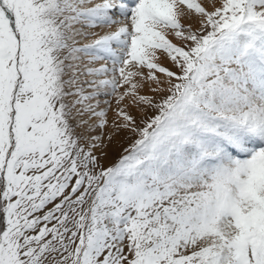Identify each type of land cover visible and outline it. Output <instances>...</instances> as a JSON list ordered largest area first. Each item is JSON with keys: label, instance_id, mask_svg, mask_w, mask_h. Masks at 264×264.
Returning <instances> with one entry per match:
<instances>
[{"label": "snow or ice", "instance_id": "obj_1", "mask_svg": "<svg viewBox=\"0 0 264 264\" xmlns=\"http://www.w3.org/2000/svg\"><path fill=\"white\" fill-rule=\"evenodd\" d=\"M0 264H264V0H0Z\"/></svg>", "mask_w": 264, "mask_h": 264}, {"label": "rangeland", "instance_id": "obj_2", "mask_svg": "<svg viewBox=\"0 0 264 264\" xmlns=\"http://www.w3.org/2000/svg\"><path fill=\"white\" fill-rule=\"evenodd\" d=\"M121 143H123V142H121ZM117 148H119V145H117Z\"/></svg>", "mask_w": 264, "mask_h": 264}]
</instances>
